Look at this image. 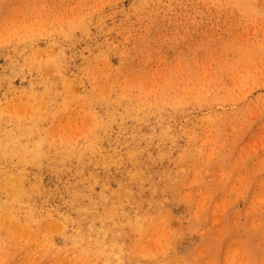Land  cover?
Returning <instances> with one entry per match:
<instances>
[{
    "label": "rangeland",
    "instance_id": "1",
    "mask_svg": "<svg viewBox=\"0 0 264 264\" xmlns=\"http://www.w3.org/2000/svg\"><path fill=\"white\" fill-rule=\"evenodd\" d=\"M249 1L0 0V159L21 121L46 152L24 203L0 199V264H264ZM89 221L125 260L72 237Z\"/></svg>",
    "mask_w": 264,
    "mask_h": 264
},
{
    "label": "bare ground",
    "instance_id": "2",
    "mask_svg": "<svg viewBox=\"0 0 264 264\" xmlns=\"http://www.w3.org/2000/svg\"><path fill=\"white\" fill-rule=\"evenodd\" d=\"M251 1H255V0H251ZM249 1V2H251ZM259 0L257 2V4H259ZM254 4L256 2H253ZM253 4V6H254ZM252 6V4H250ZM256 6V5H255ZM84 81V80H83ZM82 81V82H83ZM84 83V82H83ZM118 101V100H117ZM113 102V101H112ZM119 102V101H118ZM108 103V102H107ZM113 104V103H112ZM108 105V104H107ZM107 110H112L109 109V106H107ZM118 108V107H117ZM117 110V109H116ZM111 112V116H113L112 111ZM122 112V111H121ZM119 113V112H117ZM123 114V113H122ZM118 115V114H117ZM123 117V116H122ZM122 117H117L122 119ZM117 120V119H116ZM146 120V119H145ZM144 123V122H143ZM35 126V125H34ZM19 129L21 130V133L19 134V136H21V138L19 139V143L18 145H15V149H13V152L15 155H17L18 159L14 162L9 161V154L4 155L1 157L0 159V194L2 195V197L0 196V199H5L6 203L10 204L12 206V202L14 201L15 203H17L18 205H21L24 203L25 197H28L29 195H31L32 193V189H35L33 187H31V184L29 183V170L27 167L28 165H33L32 162H34V164H37L39 161V158L41 159V157L43 156L45 150H43V138L41 137L40 139H37V135L36 133L39 131V127L34 128L32 130H30V136L28 132V129H26L25 125L23 124V121H21L18 125ZM24 128V130H22ZM42 130V128H41ZM40 134V133H39ZM8 136V135H7ZM109 142V141H108ZM7 145H9L7 143ZM109 145V144H108ZM52 146V145H51ZM106 146V145H105ZM104 146V147H105ZM47 147V146H46ZM49 147V146H48ZM109 147V146H108ZM107 148V147H106ZM48 149V148H47ZM46 149V150H47ZM50 149V148H49ZM48 149V151H49ZM64 150V149H63ZM71 150V149H70ZM55 151V150H54ZM8 152V151H7ZM6 152V153H7ZM46 153V152H45ZM52 154V153H51ZM62 154V153H61ZM60 154V155H61ZM69 154V153H68ZM66 154V155H68ZM12 155V154H11ZM49 156V155H48ZM56 156V154H55ZM71 156V155H70ZM69 156V157H70ZM46 157V156H45ZM50 157V156H49ZM58 157V156H57ZM11 158V157H10ZM47 158V157H46ZM62 159V158H61ZM72 159V158H71ZM67 161V159H66ZM66 161H63V163ZM71 161V160H70ZM69 161V162H70ZM30 162V163H28ZM72 164V163H71ZM64 165V164H63ZM65 167V166H64ZM73 167V166H72ZM56 168V167H55ZM70 168V167H69ZM58 169V168H57ZM63 169V168H62ZM67 169V168H66ZM70 170V169H69ZM37 171V170H36ZM58 171V170H57ZM64 171V170H63ZM57 173V172H56ZM55 173V174H56ZM2 174V175H1ZM63 174V173H62ZM37 178V176H36ZM38 182H36V189L38 187L37 185ZM4 202V201H3ZM2 202V203H3ZM95 207V206H94ZM90 208V207H89ZM86 210H88L87 208H85ZM92 211V210H91ZM93 212V211H92ZM91 212V213H92ZM90 212H88V215H94V212L91 214ZM109 215V214H108ZM108 218V217H106ZM94 220V219H93ZM102 222H105L104 219L102 220ZM113 223V222H112ZM89 226L88 229L86 230L88 233L86 234L85 232H82L81 235H78V231L77 232H73V236L75 239H79L81 241H85L87 244L85 245V247H87L88 245L89 248H94L95 251L97 252V254H104V255H111V257L113 259H115L117 262L118 261H122L125 260L123 255H121V252L118 249L113 248L112 246H115L114 244L111 245H102L99 241L101 240V238L103 237L102 233L98 234V237L95 236L94 233H92V231L94 230V226L92 224L91 221H89ZM105 224V223H104ZM109 224V223H108ZM55 225V224H54ZM113 225V224H112ZM8 226V225H7ZM66 226V225H65ZM102 228V226H101ZM108 228V227H107ZM112 229V228H111ZM104 230V229H103ZM70 232V231H69ZM90 232L92 234H90ZM111 232V231H110ZM85 233V234H84ZM109 234V232H108ZM105 236V235H104ZM12 237V236H11ZM46 238V237H45ZM98 244V246H97ZM110 244V243H109ZM45 245V244H44ZM92 254V253H91ZM93 255V254H92Z\"/></svg>",
    "mask_w": 264,
    "mask_h": 264
}]
</instances>
